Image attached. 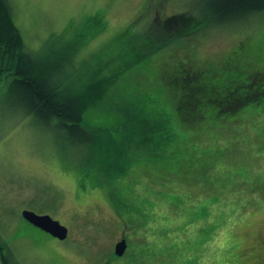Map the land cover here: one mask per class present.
I'll return each mask as SVG.
<instances>
[{
	"label": "rangeland",
	"instance_id": "1",
	"mask_svg": "<svg viewBox=\"0 0 264 264\" xmlns=\"http://www.w3.org/2000/svg\"><path fill=\"white\" fill-rule=\"evenodd\" d=\"M7 1L25 51L49 60L61 56L69 86L85 87L97 66L105 82L112 81L84 111L83 125L119 124L127 103L137 101L147 117H160L164 135L171 136L157 147L162 155L155 159L126 145L122 170L106 176L87 145L71 143L51 125L44 128L6 98L0 84V236L14 259L19 264H264V10L191 31L157 49L155 43L171 32L163 24L159 28L163 17L206 16L200 0ZM228 56L240 65L234 74L241 81L236 94L242 104L222 113L214 108L217 114L206 121L180 119L163 78L173 60L187 63L188 57L199 68H218ZM214 125L223 128L209 135L207 128ZM229 130L238 132L236 150L228 149ZM105 144L92 158H99L104 146L113 155L115 149ZM199 165L205 174L193 173ZM23 210L58 220L67 237L36 229ZM193 216L196 221H188ZM123 237L127 248L117 257L114 245Z\"/></svg>",
	"mask_w": 264,
	"mask_h": 264
},
{
	"label": "trees",
	"instance_id": "2",
	"mask_svg": "<svg viewBox=\"0 0 264 264\" xmlns=\"http://www.w3.org/2000/svg\"><path fill=\"white\" fill-rule=\"evenodd\" d=\"M200 1L202 2L199 7L202 10L201 14L206 16L196 17L189 12H183V15L180 13L163 17L159 28L163 24L171 32L168 33L166 29V37L157 45L155 43L153 48L158 47L157 49H160L162 45L164 46L171 40L187 37L191 31L193 33L208 26L232 24L238 18L247 17L254 12L264 10V0ZM203 11L205 12L203 13ZM155 29H158V26ZM147 53L135 57L133 64L145 58ZM71 58L72 56L68 57V62ZM60 61L61 56L49 60L45 54L36 56L25 51L20 31L12 18L9 2L0 0V84L7 88L8 97L6 98H9L12 103L24 106L27 112L32 114L39 123L47 125L44 128L48 129L50 128L48 125H51V127L64 132L71 143L87 145L91 159L103 163L106 176L122 170L123 165L120 161L123 154L128 152L126 145H136L138 149H142L153 159L162 155V153H156L157 147L167 143L171 136L164 135L165 126L160 117H155L157 119L152 116L147 117L143 109L145 106L137 101H127L129 106L127 105L128 108L124 110L123 120L119 124L115 123V125L108 127L83 125L84 111L97 103L103 93L108 90L107 88L112 81L105 82L104 77L99 74L101 68L97 66L91 81L78 90L69 86L70 83L64 79L65 70L62 71L63 66L59 65ZM173 61H176V64L167 71L169 76H166V73L163 78L169 82L171 92L168 91L167 96L180 119L189 120L190 117H198L202 121H206L217 113L234 110V107L242 104V100L236 94V88L241 81L237 80L238 74H234L239 70L240 65L234 56H228L218 68L212 66L199 68L188 57L187 63L180 60V57ZM68 62L67 64H69ZM196 78L197 81H195ZM211 104L216 105L210 106ZM214 108L217 109V113L212 110ZM170 116L169 113L168 117H163L168 119ZM201 120L197 125L200 124ZM120 127H122L121 133L116 137V131ZM219 128L223 127L209 126L207 132L211 130L209 135H212L214 129ZM236 133L238 132L232 133L229 130L228 134L221 133L217 139L223 138L224 134L227 135L228 149L236 150L241 144L237 142ZM102 141H105V145L111 146V150L115 149L112 152L113 155H108L110 151L104 146L102 151L99 150L100 157L92 158L94 149L103 147ZM203 153L202 156L205 155L206 151ZM202 169L205 168L199 165L197 169L195 167L192 171L195 175L198 171L203 175L205 173L201 172ZM157 185L159 189L162 188L161 185ZM196 219L197 217L193 216L188 221L193 222ZM133 228L132 226L131 229ZM0 264H19L18 260L14 259L9 242L1 236ZM255 264H259V262L256 261Z\"/></svg>",
	"mask_w": 264,
	"mask_h": 264
},
{
	"label": "water",
	"instance_id": "3",
	"mask_svg": "<svg viewBox=\"0 0 264 264\" xmlns=\"http://www.w3.org/2000/svg\"><path fill=\"white\" fill-rule=\"evenodd\" d=\"M22 217L32 226L37 229L55 237L57 239H65L68 235V229L65 225L61 224L58 220L53 219L49 215H37L34 212L23 210ZM127 248L126 239L123 237L114 245V255L120 257L124 254Z\"/></svg>",
	"mask_w": 264,
	"mask_h": 264
}]
</instances>
